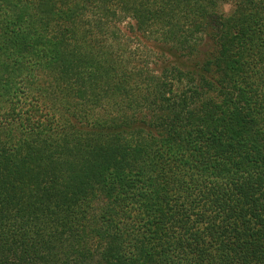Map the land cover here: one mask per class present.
I'll use <instances>...</instances> for the list:
<instances>
[{"label": "trees", "instance_id": "obj_1", "mask_svg": "<svg viewBox=\"0 0 264 264\" xmlns=\"http://www.w3.org/2000/svg\"><path fill=\"white\" fill-rule=\"evenodd\" d=\"M0 264H264V0H0Z\"/></svg>", "mask_w": 264, "mask_h": 264}, {"label": "clouds", "instance_id": "obj_2", "mask_svg": "<svg viewBox=\"0 0 264 264\" xmlns=\"http://www.w3.org/2000/svg\"><path fill=\"white\" fill-rule=\"evenodd\" d=\"M229 8H230V5H225L224 6V11L227 12L229 10Z\"/></svg>", "mask_w": 264, "mask_h": 264}, {"label": "rangeland", "instance_id": "obj_3", "mask_svg": "<svg viewBox=\"0 0 264 264\" xmlns=\"http://www.w3.org/2000/svg\"><path fill=\"white\" fill-rule=\"evenodd\" d=\"M229 10H230V8H229ZM229 10H228V11H229ZM228 11H227V12H228ZM141 55H142V56H141ZM140 56L143 57L142 60L145 58V55H143L142 53H140ZM138 58H140V57H138ZM139 60L141 61V59H139Z\"/></svg>", "mask_w": 264, "mask_h": 264}]
</instances>
